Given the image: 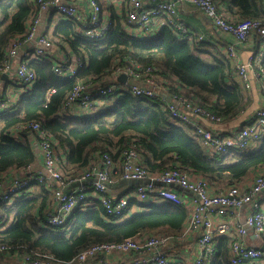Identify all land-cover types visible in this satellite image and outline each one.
<instances>
[{"label": "trees", "instance_id": "trees-1", "mask_svg": "<svg viewBox=\"0 0 264 264\" xmlns=\"http://www.w3.org/2000/svg\"><path fill=\"white\" fill-rule=\"evenodd\" d=\"M221 1L239 20L264 21L262 0ZM38 11L37 0H0V65L13 40L25 38ZM111 19L113 25L100 42L82 37L72 20L58 23L53 37L84 60L74 77H60L45 61L29 64L37 74L36 84L29 88L18 81L24 90L14 111L0 114V187L11 170L37 161L31 132L19 128L32 122L40 123L65 149L67 172L83 171L106 153L121 163L125 152L135 151L142 166L152 173L180 167L204 177L218 191L243 182L264 166V137L256 149H235L224 157H214L191 127L171 117L167 101L135 98L128 90L103 97V109L93 115L66 114L63 103L78 79L101 81L130 59L155 68L169 90L180 88L222 122L239 117L253 102L250 88L234 78L231 63L224 55L207 51L208 43L196 34L181 38L166 22L153 38L135 37L128 33L121 16L113 13ZM51 88L54 93L48 92ZM34 186L37 189L23 192L12 204L0 205V245L8 253L49 254L66 262L98 244L150 232L178 235L188 219V208L167 203L142 205L122 218L107 216L95 205L75 211L71 229L57 233L40 226L52 208L53 194L45 185ZM231 241L229 237L220 239L212 264H231Z\"/></svg>", "mask_w": 264, "mask_h": 264}, {"label": "built area", "instance_id": "built-area-1", "mask_svg": "<svg viewBox=\"0 0 264 264\" xmlns=\"http://www.w3.org/2000/svg\"><path fill=\"white\" fill-rule=\"evenodd\" d=\"M126 9L120 15L122 23L131 36L142 38L155 37L160 29V20H166L180 35L193 34L181 21L174 0H124ZM190 1L198 7L217 29L233 37L234 42L225 51L234 68L238 81L246 88L254 82L264 83V21L243 19L233 21L225 16V11L217 0H181ZM39 11L58 15L61 19L72 20L78 33L95 42L104 40L113 23L106 17L98 0H87L88 10L82 11L69 0H37ZM38 16L28 24L25 38L13 40L7 50L5 62L0 65V76L11 69V60L19 55L22 46L35 37ZM260 38V48L251 54L248 60L240 54L243 45L252 36ZM202 37H200L201 39ZM56 47V39L48 35L38 38L34 50L16 69V78L29 88L37 81V74L30 69L32 60L48 61L55 74L62 78L74 77L84 65L77 55L57 60L51 50ZM126 81H119L120 76ZM26 87V88H28ZM177 88V87H174ZM128 90L135 98L165 100L171 117L194 130L203 144L214 157H224L235 149H252L264 137V105L237 132L231 135L215 131L207 122L221 123L222 120L209 113L199 101L188 97L180 88L171 91L166 81L153 67H142L134 60L118 65L111 75L101 81L78 79L73 90L63 103V111L71 116L85 117L103 109L102 98ZM54 93L55 88L48 90ZM23 91L21 92V94ZM21 94L0 99V114L12 113ZM29 130L37 157L43 168L34 165L19 169L20 174L12 178L9 184L0 187V205L11 203L12 199L28 191L36 184L45 185L52 192L54 206L47 213L44 229L62 233L71 229L75 211H86L98 204L107 216L125 217L127 213L137 212L142 205L171 204L189 209V219L180 234H141L129 237L121 242L103 243L92 246L79 253L70 261L61 262L49 254L22 256L29 264H83L90 258L101 257V264H111V254L133 253L132 264H176V256H171L172 247L177 242L196 239V251L189 264H212L222 237L231 238V264H264V172L257 174L250 184L241 182L218 191L212 189L207 179L186 169L173 167L160 173H152L141 164L140 155L135 151L125 152L121 163L108 154L95 159L83 171L64 170L67 164L66 151L38 122L19 127ZM13 136L18 137L14 131ZM75 172V173H74ZM120 172L122 179L134 181L133 194L114 197L109 194V186L115 182ZM67 188V189H65ZM183 189L190 196L179 194ZM244 211V213H241ZM252 237L254 242H249ZM8 248L0 245V258L6 255Z\"/></svg>", "mask_w": 264, "mask_h": 264}, {"label": "crops", "instance_id": "crops-1", "mask_svg": "<svg viewBox=\"0 0 264 264\" xmlns=\"http://www.w3.org/2000/svg\"><path fill=\"white\" fill-rule=\"evenodd\" d=\"M103 8V11L111 18L112 14L115 13L120 16L126 9V2L124 0H98ZM177 4L178 14L181 18V21L186 25V27L196 34L201 39L206 40L208 46L206 50L211 53L222 54L225 58L231 63V60L225 54L226 48L234 42L233 37L230 35L223 33L219 29L215 27L213 22L204 15L201 10L193 5L190 1H181L174 0ZM219 6L222 10L225 11V16L233 21L239 20L238 18L233 17L229 11L223 6L221 0H217ZM70 3L75 4L80 10L87 11L88 10V2L87 0H69ZM264 4V0H262ZM222 3V5H221ZM37 16L39 18V22L37 23V29L35 33V37L30 41L26 42L19 51V55L11 60V69L0 76V99L9 98L15 94H21L24 90L20 83H18V79L16 78V69L17 67L27 59V56L34 50L38 38L42 35H48L53 37L55 29L58 23L63 20L58 15L46 13L45 11H38ZM65 20V19H64ZM66 21V20H65ZM167 21L164 19L160 20V27L164 25ZM160 30V29H159ZM181 38H187L189 35H180ZM56 47L51 50V55L53 58L57 60H64L63 57H67L69 55H76L72 52L71 47L65 43L64 41L56 40ZM59 45V46H58ZM260 48V38L257 35L252 36L248 43L243 45L242 50L240 52L242 59L248 60L251 54H256ZM32 61H30L31 63ZM48 62V61H45ZM29 63V64H30ZM49 63V62H48ZM232 65V63H231ZM52 66V65H51ZM233 68V65H232ZM234 72V68H233ZM234 78L238 81L236 75L233 73ZM15 82L18 84L15 85ZM250 95L252 96L253 102L248 110L239 115V117L224 121L221 123H210L207 122V126L215 131H219L226 135H231L237 132L246 122L250 121L254 116L255 112L264 105V83L254 82L253 86L250 87L249 90ZM186 95V94H185ZM168 101V99H167ZM258 144L255 145L256 149ZM34 166L38 169L43 168V163L39 157H37V161ZM264 172V166L249 175L243 182L250 184L254 177ZM20 174L18 169L11 170L5 177L4 184H9L12 181V178L18 176ZM117 175V174H116ZM115 175V182L109 186V194L118 197L125 194H133L134 187L136 183L126 184L124 179H122L120 172L118 175ZM35 186H32L31 189L25 191L27 193L33 192ZM67 189V188H65ZM179 194L190 196L188 191L183 189H177ZM96 206L99 205L98 202H95ZM54 206V202L52 207ZM244 213V211H241ZM188 219H189V209H188ZM187 219V220H188ZM13 218H10V222ZM45 221H43L40 226L44 228ZM151 233V232H150ZM150 233H144L150 234ZM155 234H162L163 232H154ZM168 233V232H166ZM174 235V234H173ZM231 239V238H230ZM249 242H254L255 240L252 237L248 238ZM219 245V243H218ZM218 248V247H217ZM171 256H176L177 262L176 264H189V259L194 256L196 251V239L194 237L189 238L184 242H177L172 249ZM134 254H111L108 256V259L111 264H132ZM1 260V258H0ZM0 264H29L24 261L22 256H18L15 253H8L3 256V260L0 261ZM83 264H101L98 259L90 258Z\"/></svg>", "mask_w": 264, "mask_h": 264}, {"label": "rangeland", "instance_id": "rangeland-1", "mask_svg": "<svg viewBox=\"0 0 264 264\" xmlns=\"http://www.w3.org/2000/svg\"><path fill=\"white\" fill-rule=\"evenodd\" d=\"M124 182H125L126 184L132 183V182L129 181V180H125ZM34 189H37V187H34ZM20 195H21V194H20ZM20 195L15 196V197L12 199L11 203L15 202V201L17 200V198L20 197ZM3 256H4V255H3ZM3 256L1 257V260H3ZM1 260H0V261H1Z\"/></svg>", "mask_w": 264, "mask_h": 264}, {"label": "water", "instance_id": "water-1", "mask_svg": "<svg viewBox=\"0 0 264 264\" xmlns=\"http://www.w3.org/2000/svg\"><path fill=\"white\" fill-rule=\"evenodd\" d=\"M119 81H121V82H125V81H126V76H124V75L120 76V77H119ZM131 182L136 183V182H134V181H131ZM262 248L264 249V244L262 245Z\"/></svg>", "mask_w": 264, "mask_h": 264}]
</instances>
